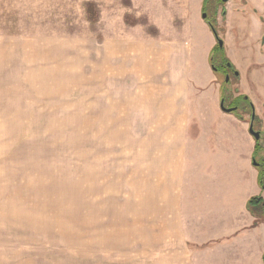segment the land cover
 Wrapping results in <instances>:
<instances>
[{"label":"rangeland","instance_id":"374dc122","mask_svg":"<svg viewBox=\"0 0 264 264\" xmlns=\"http://www.w3.org/2000/svg\"><path fill=\"white\" fill-rule=\"evenodd\" d=\"M212 1L0 0V264H163L173 196L204 175L178 176L171 129L199 127L202 149L243 129L264 164L252 112L219 106L229 77L264 133V0ZM208 22L237 76L213 72ZM173 79L187 120L154 104Z\"/></svg>","mask_w":264,"mask_h":264},{"label":"crops","instance_id":"0c3cea01","mask_svg":"<svg viewBox=\"0 0 264 264\" xmlns=\"http://www.w3.org/2000/svg\"><path fill=\"white\" fill-rule=\"evenodd\" d=\"M186 88L185 80L173 79L171 93L158 99L160 105L155 101V106L159 110L168 104L173 111L183 108V120H187L190 109L185 101ZM170 132L176 137L172 161L179 162L174 164L179 167L178 176L186 170L191 174L199 163L204 175L189 178L186 189L173 196L172 237L178 249L161 263L264 264V223L254 225L256 218L247 208L248 201L261 191L257 171L251 166L254 148L244 145V130L229 135L233 136L230 144L218 133L215 144L205 141L203 149L199 143L205 135L199 127L174 128Z\"/></svg>","mask_w":264,"mask_h":264},{"label":"trees","instance_id":"16d2710c","mask_svg":"<svg viewBox=\"0 0 264 264\" xmlns=\"http://www.w3.org/2000/svg\"><path fill=\"white\" fill-rule=\"evenodd\" d=\"M213 2L212 0H204L203 9L206 8L208 3ZM209 26L212 27L214 35L216 34L214 31V27L212 23L208 22ZM209 64L211 67L217 68L219 72L220 69H230L234 70L233 65L231 64L230 60L226 57L223 48H220L218 44L210 51L209 54ZM235 72V71H234ZM222 90L220 92L221 100L224 101V105H226V102H229L228 104L234 105L237 107V109H240L241 111H246V108L248 111H250L247 103V99L245 100V96H238V97H229V92L226 90V87H228V83H226L224 80L222 82ZM224 87V88H223ZM225 89V90H224ZM240 100V101H239ZM239 101V102H237ZM239 103V104H238ZM227 106V105H226ZM230 107V106H227ZM251 110H252V104H251ZM237 113V112H234ZM233 113V114H234ZM239 113V112H238ZM240 120L243 118L241 116H238ZM256 120V119H254ZM264 135V133H262ZM263 149V144L259 141L255 142L254 151H253V157L257 158V154L261 152ZM258 176H257V183L258 186L264 190V164H261L260 167H258ZM247 208L249 212L256 218L254 221V225H256L258 222L261 221L260 216H264V199L261 197H253L251 198L247 203Z\"/></svg>","mask_w":264,"mask_h":264},{"label":"water","instance_id":"95a60500","mask_svg":"<svg viewBox=\"0 0 264 264\" xmlns=\"http://www.w3.org/2000/svg\"><path fill=\"white\" fill-rule=\"evenodd\" d=\"M223 1L226 2L227 0H223ZM202 17L205 18L206 15L203 14ZM214 37H215V40H216L217 44L219 45V47L220 48H224L223 41L218 37V35L215 34ZM212 69H213V71L216 70V68H212ZM235 75L236 76L238 75V72L237 71H235ZM226 81H228V78H226ZM220 109L223 112L228 113V114L233 113L236 110L235 108L225 107L224 101H222V100L220 101ZM255 115H256L255 114V109H254V107L252 105V114H251V118H250V123H249L248 130H249L250 135L253 136V138L255 140H259L260 139V132L255 131L254 128H253V122H254V119H255ZM252 161H253V165L254 166H258V163L255 161V158L254 157H253Z\"/></svg>","mask_w":264,"mask_h":264},{"label":"flooded vegetation","instance_id":"af4514ba","mask_svg":"<svg viewBox=\"0 0 264 264\" xmlns=\"http://www.w3.org/2000/svg\"><path fill=\"white\" fill-rule=\"evenodd\" d=\"M216 44H217V42H216ZM212 68H214V67H212ZM218 71V69L216 68V70L215 71H213L214 73H216ZM219 71H221L222 73H224L225 75H230V72L232 73V75H235V73H234V71H235V69L232 71V70H230L229 69V73H227V69H220ZM228 79H229V77H227ZM227 82V81H226ZM227 83H229V82H227ZM235 98V97H234ZM247 99V103H248V107H249V109H250V112H252V110H251V101H249L248 100V98L246 97L245 98V100ZM232 107V106H231ZM232 108H235L236 110H235V112H241V110L240 109H237V107L236 106H233ZM247 109V108H246ZM239 116V115H238ZM254 123H255V120H254V122H253V126H254ZM261 134H260V139L264 136L263 134H262V132H260ZM261 166V163H258V167H260Z\"/></svg>","mask_w":264,"mask_h":264}]
</instances>
